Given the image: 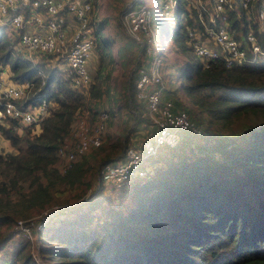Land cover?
<instances>
[{
    "label": "trees",
    "instance_id": "trees-1",
    "mask_svg": "<svg viewBox=\"0 0 264 264\" xmlns=\"http://www.w3.org/2000/svg\"><path fill=\"white\" fill-rule=\"evenodd\" d=\"M161 1L151 3L155 18L147 0L122 4L127 19L141 8L145 11L150 35L147 39L137 31L143 39L131 37L120 48L125 63L135 57L118 91V106L133 123L123 138L116 137L113 145L103 141L65 173L54 165L56 149L73 120L79 113L90 122L96 120L97 105L111 95L105 79L109 72L104 71L109 38L95 20L93 53L97 51L98 63L89 67L91 82L85 95L70 84L60 58L35 53L30 59L18 47V39L0 28V64L10 71L9 78L33 81L52 102L38 132L31 126L18 131L9 118L7 126L0 124V137L12 148L0 153V264H264V61L256 66L215 62L204 68L196 57L183 65L184 82L177 90L189 94L192 107L169 91L161 101L171 100L174 112L185 110L192 127L172 129L175 143H163L144 157L146 174L120 186L102 181L101 167L121 158L136 125L147 124L148 136L156 131L144 101L136 97L135 81L153 58L147 48L158 50V21L163 26L160 34L170 32V49L178 54L196 20L188 1L176 0L171 26L158 16ZM258 4L264 6V0H255L246 10L236 0L227 10V27L235 38L249 31L248 18ZM138 53L145 59L141 61ZM94 163L98 171L92 190L88 177ZM26 181L29 187L23 190ZM62 186L61 190L91 189L79 202L62 205L56 196ZM55 206L56 212L33 230L34 246L13 228L17 219L28 224L29 216ZM61 212H66L64 217L55 219Z\"/></svg>",
    "mask_w": 264,
    "mask_h": 264
},
{
    "label": "built area",
    "instance_id": "built-area-1",
    "mask_svg": "<svg viewBox=\"0 0 264 264\" xmlns=\"http://www.w3.org/2000/svg\"><path fill=\"white\" fill-rule=\"evenodd\" d=\"M187 1L196 12L195 23L187 30V41L204 68L215 62L226 66H248L264 61L262 4L256 5L248 18L249 31L245 36L235 38L227 27V10L234 8L236 0ZM238 2L248 10L255 0ZM175 3L176 0H162L161 7L169 13L175 9ZM92 10V0H0V28L18 39V47L28 58L34 59L35 53L60 58V64L64 63L67 69L70 84L87 95L96 28ZM141 10L128 15L133 32H143L148 24L146 13ZM160 64L161 59L153 56L148 71H141L135 81L136 97L144 101L156 131L140 142V149L134 144L129 145L119 160L102 166L100 175L104 183L120 186L129 178L146 174L149 168L141 166L144 157L154 154L163 143L174 144L176 139L172 129H187L193 125L185 110L174 112L171 100L161 101L165 85ZM51 106L47 93L36 87L33 81L11 80L8 68L0 64V124L9 118L15 121L14 128L18 131L37 126L49 115ZM108 116L107 110H100L92 122L84 116H76L70 133L56 149L54 165L61 173L70 169L83 154L101 145ZM69 138L70 141L66 142ZM7 146V140L0 137V153H5ZM57 208L41 210V221H47ZM29 220L33 222V217ZM24 223V220L17 219L13 228L21 229Z\"/></svg>",
    "mask_w": 264,
    "mask_h": 264
},
{
    "label": "rangeland",
    "instance_id": "rangeland-1",
    "mask_svg": "<svg viewBox=\"0 0 264 264\" xmlns=\"http://www.w3.org/2000/svg\"><path fill=\"white\" fill-rule=\"evenodd\" d=\"M128 0H92L93 3V18L94 20H97V24L102 25V35L109 38V45L107 49V58H106V66L104 71L109 72L105 74V79L110 83L111 86V95L107 98H102L101 102L96 107L97 112L100 110H107L108 109V121L107 126L104 131V138L103 141H105L107 144L113 145L116 143V137L118 140L123 138L124 135H126V128L133 123L134 119L131 117L130 114L126 113L127 111L124 110L123 107H119V96L118 91L121 92V84L122 82L130 75L131 68L134 67V58L131 59L128 63H125V60L123 61L122 56L120 55V48L123 47V45L126 43L127 39L137 38L139 40L143 39L141 37V33L133 32L129 24V20L127 19L126 15H124L122 9V4ZM153 0H147V6H150V11L152 10V14L154 18L156 17V9L151 6V3ZM143 12V10H141ZM162 14L158 13V16L161 19L167 18L170 22V25L172 26V20L174 13V9L172 8L169 13H165L164 9L161 7ZM123 16L122 19L119 18V16ZM147 20V18L145 17ZM158 24L160 26H156L157 29H159V38L155 42L158 44V50L151 51L147 48V53H150L152 56L157 55L161 59L160 64V74H162L164 79V90L162 93V100H163V94L164 92L169 93L168 94H174V98L181 99L182 102L192 107V101L190 100L189 94L185 92V94L181 90H177L178 87L181 86V82H184L182 80L183 77L180 76L181 70L183 68V65L187 64L190 61H194L196 59V54L193 50L192 45L189 43V41L185 40V42H182V46L180 48V52L173 54V48H171V34L170 32L165 34H160L163 29L162 21H158ZM156 24V25H158ZM146 25V29H143L144 35L149 39V25ZM8 35V34H5ZM169 36V37H167ZM148 41V40H147ZM155 45V44H154ZM151 48V46H149ZM136 53V51H135ZM97 51H94L93 56L91 58V62H93V66L96 67L98 60H97ZM136 55V54H135ZM138 57H140V60L142 61L145 59L142 54L138 53ZM109 59L112 60L110 63ZM152 61V60H151ZM150 61V63H151ZM150 66V64H149ZM149 69V67H148ZM147 70V68H146ZM148 71V70H147ZM95 73V72H94ZM92 73V75H94ZM168 73V74H167ZM10 75V71H9ZM169 77H172L170 80ZM142 102V101H141ZM118 106V108H117ZM140 111H144L145 108L142 105H139ZM94 108V107H92ZM78 116H84L86 118V114L79 113ZM90 119V118H89ZM97 119V118H96ZM89 121V120H88ZM3 125L7 126V122L4 120ZM148 129V125L146 124L145 127L142 124L136 125L135 130L128 133L130 135L129 145H132L133 143L140 144V142L151 134L150 130ZM32 132H38L40 130V124L37 126H31L30 129ZM148 132V133H147ZM121 136V137H120ZM70 138L67 139L66 142H69ZM126 143V144H127ZM118 145V144H117ZM123 148V145H119V149L117 148L116 151H120V149ZM12 148H9L8 146L5 148L6 150L11 151ZM91 151V150H90ZM119 160V159H118ZM97 165L94 163L91 174L88 177V182L90 184L89 187L92 188V190L95 188L96 182H97ZM105 185H110V183H104ZM64 186V185H63ZM62 187H59V190H61ZM23 190L28 189L29 187V181L22 183ZM89 188L87 190V193L90 192ZM85 190V187H77L75 189L73 188H67L64 190H61L57 193V200L60 204H73L77 203L80 200V197L82 196V193ZM69 207V206H68ZM66 212H61L55 219L63 218ZM33 217V222H29L28 224L24 223L25 225H22L21 229L17 228L16 230L20 232L21 235H25L29 238V242L34 246L36 243V235L33 232L34 229L41 228L43 225V221H41V217L37 214H32L28 217L30 219ZM22 219V218H21ZM54 219V220H55ZM20 229V230H19ZM35 252V251H34ZM36 255V252L34 253ZM40 264H44V262L40 261Z\"/></svg>",
    "mask_w": 264,
    "mask_h": 264
},
{
    "label": "crops",
    "instance_id": "crops-1",
    "mask_svg": "<svg viewBox=\"0 0 264 264\" xmlns=\"http://www.w3.org/2000/svg\"><path fill=\"white\" fill-rule=\"evenodd\" d=\"M261 63L262 62H260V61L259 62L257 61V62H254V63H249V66H256V65H259ZM92 65H93V62H90L89 67L92 66Z\"/></svg>",
    "mask_w": 264,
    "mask_h": 264
}]
</instances>
